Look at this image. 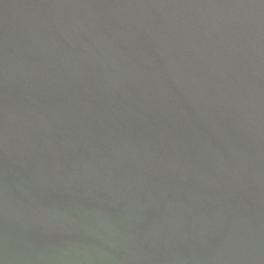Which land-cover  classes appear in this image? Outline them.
<instances>
[{
  "label": "water",
  "instance_id": "1",
  "mask_svg": "<svg viewBox=\"0 0 264 264\" xmlns=\"http://www.w3.org/2000/svg\"><path fill=\"white\" fill-rule=\"evenodd\" d=\"M0 264H264V0H0Z\"/></svg>",
  "mask_w": 264,
  "mask_h": 264
}]
</instances>
